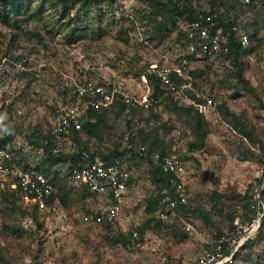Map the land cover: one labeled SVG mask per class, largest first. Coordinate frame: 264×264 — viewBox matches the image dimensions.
Returning <instances> with one entry per match:
<instances>
[{
  "label": "rangeland",
  "instance_id": "obj_1",
  "mask_svg": "<svg viewBox=\"0 0 264 264\" xmlns=\"http://www.w3.org/2000/svg\"><path fill=\"white\" fill-rule=\"evenodd\" d=\"M162 1L195 11L215 6L237 14L253 34L240 56L248 87L239 82L235 64L192 62L197 86L214 101L204 115L206 135L199 149L190 148L195 126L185 111L169 113L161 106L156 116L132 117L116 103L99 106L96 113L104 125L98 134L80 135L76 143L68 137L56 146L67 153L87 147L95 155L118 148L126 152V159L135 160L134 187L119 217L108 225L81 223L97 200L71 183L69 160L50 167L56 177L54 212L34 209L23 196L11 205L12 197L5 192L10 179H1L0 264H194L205 241L230 233L237 218L248 217L247 197L257 185H263L264 202V175L255 151L264 141V0L248 6L238 0ZM15 4L20 13L15 15L9 7L8 22L16 26L0 21V113H7L12 133L0 132V147L28 165L45 160L33 142L41 143L50 133L56 111L68 103L75 85L93 81L120 91L151 89L142 75L149 66L173 62L186 50L178 28L181 17L169 19L172 13L151 7L146 0H15ZM3 135L9 136L3 141ZM142 148L182 156L186 207L197 212L168 222L155 219L153 206L148 210V200L157 195L159 185L154 164L127 152ZM186 224L194 230L188 231ZM134 231L139 247L110 241ZM243 252L245 261L238 258L236 264H264V240Z\"/></svg>",
  "mask_w": 264,
  "mask_h": 264
},
{
  "label": "built area",
  "instance_id": "obj_2",
  "mask_svg": "<svg viewBox=\"0 0 264 264\" xmlns=\"http://www.w3.org/2000/svg\"><path fill=\"white\" fill-rule=\"evenodd\" d=\"M243 6H248L251 0H238ZM231 25L224 31L218 19V14L208 11H199L197 17L191 20H182L180 31L186 39V50L173 62L151 64L149 72L155 73L165 91L174 100L195 107L198 113L206 115L214 105L213 98L205 89L198 87L192 75V62L206 60L212 63H230V44L233 38L242 48L251 45V38L240 17L231 18ZM146 82L145 77L143 78ZM149 88V87H147ZM194 96V98L191 97ZM116 96L127 108H142L159 110L158 99L152 97V90L140 92L120 91L115 87L104 88L100 83L86 81L74 86L73 93L68 95V103L56 111L55 123L50 131L55 144L64 140L73 131H80L86 122H93L87 110L97 109L99 106L111 104ZM255 151L260 156L259 172L264 175V141L257 145ZM147 159L165 173H171L175 180H170V190L164 189L159 199L155 218L168 222L179 217L180 207L188 203V195L180 178L185 167L180 156L175 151L161 154L153 151ZM135 160L129 161L124 157H115L113 160H103L99 156L82 167L73 168L69 179L71 183L82 188L97 200V204L88 213L83 215L81 223L88 226L111 224L118 217L134 187L133 171ZM36 165L27 168L16 164L9 149H0V180L10 179L9 189L18 190L27 201L35 204L37 210L54 212L57 202H50V196L55 192L54 184ZM263 185L252 189L255 200L249 205L250 216L237 218L230 233L214 237L205 241L201 251L197 252L194 264H236V256L242 258V246L254 238L261 227L264 216V202L262 200ZM188 231L194 230L186 224ZM131 247H139L137 233L134 231L129 237Z\"/></svg>",
  "mask_w": 264,
  "mask_h": 264
},
{
  "label": "trees",
  "instance_id": "obj_3",
  "mask_svg": "<svg viewBox=\"0 0 264 264\" xmlns=\"http://www.w3.org/2000/svg\"><path fill=\"white\" fill-rule=\"evenodd\" d=\"M147 4H149L151 7L153 6H157L158 9L161 10H166L167 12L172 13L168 18L172 19L174 17V15H177L179 17H181L182 20H191L195 17H197V14L199 13V11H195L192 8H188V7H182L180 4L177 3H168L166 4L164 1L162 0H146ZM253 2V0H251V3ZM0 3H2V5H0V21L9 24H14V26H16V22L14 23H10L8 22V17H9V10L8 8L11 7L13 9L12 13H14L15 15L20 13V6L15 4V0H0ZM251 3L249 5H251ZM228 4V3H227ZM229 7H234L232 6V4H228ZM213 8L210 9L211 12L213 13H217L218 14V19L220 21L221 26L223 27L224 31L227 32L230 28L231 25V18H237L238 15L237 14H232V13H226L222 10H220L219 8L212 6ZM176 27H174L173 29H171V31L167 28L165 29L166 32L170 31L172 32ZM246 30L249 33L250 38L253 37V34H250L248 28L245 26ZM180 32V31H179ZM181 33V37L183 39V41L186 42L185 36L182 32ZM38 36V34H35ZM231 38V44H230V63L232 65L235 64V66H239L238 70H237V78L239 80V82H241V84L244 87H248V81L244 79L243 74H242V68H241V53L243 52L244 48H242L240 46V44L233 38V36H230ZM186 46V43H185ZM193 74V73H192ZM143 76H145L146 81L148 82L149 86L152 89V97L155 99H158V104L160 106H162V110L164 111H168L169 113L172 112H176L177 110H182L185 111L187 114L191 115L193 118V123H194V136H195V141L190 143V148L192 149H199L203 143H204V139H205V135L206 132L204 130V124L205 122H203L204 119V115L200 114L197 112V110L195 109V107L193 105L190 104H183V103H179L178 101L174 100L173 97L171 95H169L165 90V88L161 85L160 81L157 79L155 73L153 72H144L142 74ZM193 76H196V74H193ZM166 93V94H165ZM192 98H194L193 95H191ZM116 101L112 102L111 104H118L120 110L122 111V113H126V115L129 116H136L137 114H148V115H153L156 116L157 111L153 110V109H142V108H127V106L120 100L119 96H116ZM226 115L232 116L233 118H235L234 115L225 112ZM87 114L89 116V118H92V120H94L93 122H86L82 129L80 131H73L72 134L70 135L69 138H72V140L76 143V141L78 140V136L82 135L84 137H88L91 138L94 135L98 134V130L103 127L104 125V120L101 117H98L96 110H94L93 108H89L87 110ZM9 135H3V141L6 140V138H8ZM34 144H36L40 149L43 150L44 154L46 155L45 160L42 161L41 163H38L36 166V169L39 171H42L47 177H49L52 181V184L55 183L56 177L54 176V179L52 178L53 172L51 171L50 167L56 163V162H66V161H70L71 162V167L70 170H72L73 168L82 167L83 165H85V163H88L90 161H92L94 159L95 156H99L101 157L103 160H108L111 161L113 160L115 157H124L126 152L122 151V150H118V148L112 149L109 152H102L100 151L99 155H95L94 153H91L89 151V149L87 147H79V150H73L70 152H63L61 149H58L53 137L51 136V134L49 133L47 135V137H45V139L41 142H33ZM261 144V143H260ZM4 147H0V149H2ZM11 153L12 151L9 150ZM153 151H157L160 152L156 149H143L142 151H138L137 153L132 152L131 150H128L127 152L130 153L131 157H138V156H144L147 157L148 154H150ZM86 153L89 154V156H86ZM144 153V154H143ZM161 154H166L164 152H160ZM22 157L20 156L19 159H15L13 154H12V159L13 161L22 166L23 168H27L29 165L27 163H22V160H20ZM126 158V157H124ZM152 167H154L153 170V174H155L157 176V181L159 183L158 187H157V195L156 196H151L148 200V210H151V207L153 206V211L155 212L157 209V205L159 202L160 197L162 196V191L164 189H168L170 190V180L171 179H176L175 176L171 173H165L163 172L159 167H157L155 164L154 166L152 165ZM10 197H12V201L11 205H13L16 199L21 198V194L18 190H10L9 188L7 189V191H5ZM171 193V190H170ZM262 195V193H261ZM255 200L254 195L252 194V190L250 191L248 197H247V203H246V209L248 213V217L250 216V210H249V205L252 203V201ZM50 202H57V194L54 192L50 198H49ZM34 209H37L35 204H32ZM194 213L197 212L195 210H189L186 206H182L180 207V214L183 215V213ZM247 218V217H244ZM158 221H162L159 220L157 218H155ZM164 222V221H162ZM108 225V224H107ZM132 233V232H131ZM131 233H129L128 235H119L118 237L114 238L111 237L110 241L112 244L114 243H123L124 245H126L127 247L130 246V241H129V237L131 236ZM223 233H217V235L215 237H219L221 236ZM139 240V238H138ZM264 240V216L262 219V223H261V227L258 230V232L256 233V235L254 236V238L247 240L244 245L242 246V250L245 249H249L251 250L254 246H256L258 243L262 242ZM0 257H2V251L0 249ZM236 258L238 259V257L236 256Z\"/></svg>",
  "mask_w": 264,
  "mask_h": 264
},
{
  "label": "clouds",
  "instance_id": "obj_4",
  "mask_svg": "<svg viewBox=\"0 0 264 264\" xmlns=\"http://www.w3.org/2000/svg\"><path fill=\"white\" fill-rule=\"evenodd\" d=\"M8 117L7 113H0V132L4 134H12L10 126L6 124Z\"/></svg>",
  "mask_w": 264,
  "mask_h": 264
},
{
  "label": "crops",
  "instance_id": "obj_5",
  "mask_svg": "<svg viewBox=\"0 0 264 264\" xmlns=\"http://www.w3.org/2000/svg\"><path fill=\"white\" fill-rule=\"evenodd\" d=\"M242 255H243V257H242V260L244 259V258H246V256H245V254H244V252L242 251ZM249 255V254H248ZM239 259H240V257H238ZM244 261H245V259H244Z\"/></svg>",
  "mask_w": 264,
  "mask_h": 264
}]
</instances>
